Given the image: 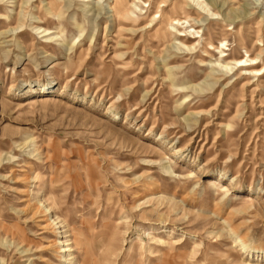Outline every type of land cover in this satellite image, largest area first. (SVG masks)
<instances>
[{
    "label": "rangeland",
    "instance_id": "1",
    "mask_svg": "<svg viewBox=\"0 0 264 264\" xmlns=\"http://www.w3.org/2000/svg\"><path fill=\"white\" fill-rule=\"evenodd\" d=\"M199 2L0 0V264H264V0Z\"/></svg>",
    "mask_w": 264,
    "mask_h": 264
},
{
    "label": "bare ground",
    "instance_id": "2",
    "mask_svg": "<svg viewBox=\"0 0 264 264\" xmlns=\"http://www.w3.org/2000/svg\"><path fill=\"white\" fill-rule=\"evenodd\" d=\"M187 1H189V2H192L193 1V3H195V2H197V3H195V4H197L198 5V9H196V10H198V14L201 16V15H204L205 16V14L208 12H210V10H207L204 6V4L202 3V2H199V0H187ZM207 11V12H206ZM206 12V13H205ZM212 15H214V14H212ZM207 16H209V15H207L206 14V17ZM160 17H162V15H159V18ZM158 18V17H157ZM157 18H154V20L155 19H157ZM197 20V22L199 23V21L200 20H198V19H196ZM169 21V20H168ZM167 21V26L169 27H171V28H173V30L174 29H176L177 31H180V26H183V25H185L186 23H187V21H185L184 19H180V18H175L172 22H168ZM173 31H171V33H172ZM198 33V32H197ZM173 35V33L171 34V36ZM176 36V35H175ZM177 39L179 40V42H180V44H181V46L186 50V51H188V52H191L192 50H194V49H196V46H194L195 44H191V45H188V43L190 42V40H191V38L190 37H188V36H184V34H177ZM195 38H199V37H195ZM221 54H222V52H220ZM224 56V55H223ZM223 56H222V58H223ZM257 57H255V58H253V59H249V60H244V59H239V60H233L231 63H227V64H225L222 68L223 69H225L227 72H229V73H232V71H234V70H236V69H238V70H240L241 69V71L242 70H244V75H249V76H251V77H256V76H262L263 75V73H262V69H255V70H248V69H245V68H247V67H253L255 64H257ZM237 70V71H238ZM172 80V79H171ZM51 86V85H50ZM26 104H22L21 105V107H30V106H33L34 105V103H35V101H27V102H25ZM63 101H61L58 97H56L55 95H51L50 94V96H44V97H41L40 99H39V101L37 102V104L39 105V106H50V105H63ZM148 146L150 147V148H154V149H156V147L155 146H153V145H151V144H149L148 143ZM162 154V156H163V159H166V158H168V156H167V154H165L164 152H162L161 153ZM149 163H151V162H149ZM163 170H165V172H167V173H169L171 176L173 175V171L170 169V168H165V169H163ZM192 175V177L195 175V174H191ZM222 192L223 193H229L230 192V189H229V187L228 186H224V187H222ZM249 200H247L250 204H253V202H254V199H252L251 197H247ZM3 227V226H2ZM103 228H104V226H103ZM241 242V245L243 246L244 244L242 243V241H240ZM67 244V243H66ZM78 244V243H77ZM85 244V243H84ZM84 244H82V245H84ZM68 245V244H67ZM88 245V244H87ZM69 250L67 249V247H65L64 248V250H63V252L64 253H67Z\"/></svg>",
    "mask_w": 264,
    "mask_h": 264
}]
</instances>
